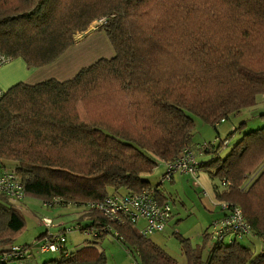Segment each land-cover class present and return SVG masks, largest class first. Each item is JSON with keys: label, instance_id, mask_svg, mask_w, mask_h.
<instances>
[{"label": "trees", "instance_id": "obj_1", "mask_svg": "<svg viewBox=\"0 0 264 264\" xmlns=\"http://www.w3.org/2000/svg\"><path fill=\"white\" fill-rule=\"evenodd\" d=\"M95 6L82 0L73 12H65L62 0H0V52L11 60L21 59L28 68L53 63L76 44V33L100 19L103 24L95 30L103 31L114 52L108 59L80 68L69 79L17 83L4 91L0 170L14 173L25 197L42 198L48 208L54 204L87 208L90 225L73 228L91 231L94 239L112 235L136 264L177 262L139 233L142 221L124 218L117 223L89 204L109 195L148 193L159 206H169L165 228L172 213L159 186L171 182L174 173L195 178L201 170L219 178L223 186L214 188L222 213L216 221L238 207L250 233L236 237L226 232L219 242L206 232L205 242L196 247L181 240L187 264H264V127L245 132L223 159L210 154L207 163H197L190 149L192 116L214 125L252 108L256 97L264 94V0H103ZM156 33H163L158 40ZM164 54H175L172 71L153 80L154 66ZM106 74L116 79L108 91L100 87ZM118 95L125 106L132 100L153 109L154 123L148 125L156 130L149 133L147 125H142L136 132H121L103 120L82 118L87 101L96 98L92 110L98 112L105 97L108 105H119ZM224 141L218 146H226ZM213 147L204 144L198 152L208 154ZM184 151L194 158L195 175L175 171L164 178L168 163ZM158 162L164 164L165 172L153 188L144 177ZM222 203L227 205L225 210ZM24 226L14 201L0 194V264H37L33 250L46 253L40 251L50 234L46 226L35 242L14 245ZM69 230L53 235L64 239L56 250L60 257L43 264H105L95 242L67 251ZM248 235L262 244L259 253L237 242Z\"/></svg>", "mask_w": 264, "mask_h": 264}, {"label": "rangeland", "instance_id": "obj_2", "mask_svg": "<svg viewBox=\"0 0 264 264\" xmlns=\"http://www.w3.org/2000/svg\"><path fill=\"white\" fill-rule=\"evenodd\" d=\"M85 1H87L88 4L94 3L96 6L93 9H95L97 5L101 6L103 2V0H84V2ZM104 1L108 2V0ZM81 2L82 0H62V5L66 7V9L62 8V11L67 12L69 10H73L74 8L77 9L78 7H76V5H79ZM98 21L99 20L92 21L86 31L83 33H76L74 35L73 40L76 44H79L81 42L80 40L85 39L88 36L91 37L93 34L103 33V31L95 30L97 25L94 23ZM102 24L103 23L101 22L100 25ZM161 34L156 33V40H158L159 35ZM103 36L106 37L105 34ZM104 40V42H101L100 45L95 48L96 51L94 53L91 54L90 51H88V53L84 54V66L90 65L99 58L108 59L113 56L114 52L107 37L104 38ZM160 44L163 45V42H160ZM69 48H67L64 53ZM162 49H165V47L162 46ZM167 54L158 57V59L156 55H154L157 59V63L153 69L155 75L153 80L159 79V77L165 78V76L172 71L173 66L171 63L175 58V54L171 57ZM16 62L21 64L23 70L21 68H17L18 71L15 72V74L12 72L11 74L14 75L13 82H11L9 86L3 87V89L1 88L2 90L23 82L32 74L28 72V67L20 59H13L10 64H5L6 66L2 67L3 69L0 71H5ZM183 68L184 71L188 69L186 65H184ZM106 75L103 76L102 81L100 79L98 80L99 82L101 81V89L103 88L108 91L113 87V83L116 79H112L109 74ZM99 82H97V85ZM93 83L94 82L89 85ZM4 91H6V89ZM132 97H136L137 101L140 102L138 96ZM95 100L96 98L89 100L87 101V105H84V116H82V118H89L94 122L99 119L103 120L106 122V125H111L113 126L111 128H115L121 132L127 131L133 133L136 132L137 128H141L142 125H147L149 133H151L152 129L156 130L155 127L148 125L154 123L153 119H155V116L153 109H146L144 104L141 105V102L134 104L131 100L128 106H125L122 103L121 97L118 95L117 102L119 105L110 106L107 104L105 97L104 105L98 112H96L92 110L93 105L95 106L96 104ZM132 105L135 106L134 109L130 108ZM81 108L82 107H80L79 110H81ZM105 108L112 109L106 110ZM192 120L194 127L190 140V149L197 163H207V160H210L211 158L210 154H212L215 158L219 157L223 159L231 151L233 146L238 143L239 139L245 132L264 127V94H260L256 97L255 105L252 108L243 110L239 114L232 116L223 122H217L214 125H210L196 116H192ZM224 140L227 142V145L218 146L219 141ZM208 143L214 145L213 151L208 154L203 153L202 155H199V147ZM83 157L84 155L81 157L80 162H77L81 163L83 161ZM6 165L7 169H12L11 163ZM164 172V164L162 162H158L152 173L150 175H145L144 178L147 182H149L150 186L154 188L160 183V179ZM254 173L256 174L257 171ZM215 187L219 190L223 189L219 178H210L206 172L201 170L197 172L195 178H192L189 175L174 173L173 180L171 182L164 181L159 186L171 206L172 217L170 222L166 225L162 232H155L147 236L146 239L163 249L170 257L176 260L177 264H187L181 240H187V244L191 247L202 246L203 242H205L204 234L206 232L210 233L213 228V222L221 217L222 213L216 205V200L214 199ZM202 199L207 201L209 209L203 206L201 201ZM252 199H254L252 203L257 202L254 196ZM14 205L24 217L25 223L23 231L15 236L14 245L16 246L35 242L37 238L46 230V228L39 224V222L43 218H48L51 221V225L47 229L48 233L51 235L59 234L61 229H71L65 236L67 251L74 252L87 243L95 242L96 249L104 254L105 264L135 263L133 256L129 254L126 248L122 246L112 235H104L102 238L94 239L91 231H79L73 228L76 227L77 224L84 227L89 226L91 223L87 213V208L82 205L75 206L54 204L52 207L48 208L43 204L42 198L33 196H26L20 201H14ZM253 205L256 206V204ZM142 225V222L138 224L139 229ZM237 242L239 245L251 250L255 254L259 253L262 247L260 241L253 235H248V237L238 239ZM204 255L205 253L202 254V259ZM33 256L37 264H43L46 261L58 259L60 257V252L55 251L39 254L33 250Z\"/></svg>", "mask_w": 264, "mask_h": 264}, {"label": "built area", "instance_id": "obj_3", "mask_svg": "<svg viewBox=\"0 0 264 264\" xmlns=\"http://www.w3.org/2000/svg\"><path fill=\"white\" fill-rule=\"evenodd\" d=\"M103 20L95 22L99 25ZM11 59L0 52V68L9 63ZM4 91L0 88V101L3 97ZM195 162L193 156L189 152L180 154L173 162L168 163L164 178L175 172L195 175ZM0 194L6 195L13 201H20L25 197V193L16 179L14 173L10 171L0 170ZM48 203L47 206H50ZM90 208L96 209L104 217L117 223H122L124 218L130 219L133 223L135 221H142L139 233L142 236H149L155 232H159L164 228V223L169 218V206L167 204L159 206L148 193L133 194L127 196L109 195L102 200L89 204ZM226 203L221 204V209L225 210ZM41 224L46 227L51 225L48 218H43ZM226 232H232L238 237L239 235L249 234L250 228L248 223L244 220L241 210L238 207H232L227 216H224L219 221L213 222V228L210 232L212 240L218 239L222 241L223 235ZM63 238L61 236H53L49 234V238L40 247L41 252L56 251L62 244ZM12 250H16L13 248ZM11 254V252H10ZM10 254H7L10 256ZM18 253H14L17 256ZM20 264V263H16ZM135 264V263H132Z\"/></svg>", "mask_w": 264, "mask_h": 264}, {"label": "crops", "instance_id": "obj_4", "mask_svg": "<svg viewBox=\"0 0 264 264\" xmlns=\"http://www.w3.org/2000/svg\"><path fill=\"white\" fill-rule=\"evenodd\" d=\"M103 35L104 33H97L95 35L93 34V36L91 37L88 36L85 39H82L83 41L80 40L81 42L79 44H75L73 47L69 48L65 53H63L57 60H55L51 64L39 68H28V72L32 74L21 83L35 84L48 78H55L60 81L69 79L80 68L85 67L83 65L85 64L83 63V59L85 57L84 54L88 53V51H90L91 54L94 53L96 51L95 48H97L101 42L105 41L104 38L106 37H104ZM11 61L7 64H10ZM2 67L0 68V70L3 69ZM17 68H21L23 70L21 64L19 62H16L15 64L8 67L5 71H0V88L3 89V87L9 86V84L13 82L14 75H12L11 73L13 72L15 74V72L18 71ZM9 88L5 89L7 90ZM202 154V152H199V155ZM201 201L203 203V206L209 209L207 201L204 199H202Z\"/></svg>", "mask_w": 264, "mask_h": 264}]
</instances>
